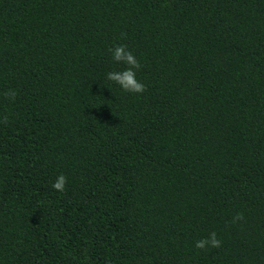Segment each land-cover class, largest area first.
I'll return each instance as SVG.
<instances>
[{"label": "trees", "instance_id": "trees-1", "mask_svg": "<svg viewBox=\"0 0 264 264\" xmlns=\"http://www.w3.org/2000/svg\"><path fill=\"white\" fill-rule=\"evenodd\" d=\"M0 264H264V0H0Z\"/></svg>", "mask_w": 264, "mask_h": 264}, {"label": "clouds", "instance_id": "clouds-1", "mask_svg": "<svg viewBox=\"0 0 264 264\" xmlns=\"http://www.w3.org/2000/svg\"><path fill=\"white\" fill-rule=\"evenodd\" d=\"M108 51L111 53L113 61L124 64L126 67L122 71H112L107 73L106 78L117 84L126 93H143L145 91V85L136 79V70H138L141 65L133 53L128 50L126 45H116L114 48H110ZM9 95L14 97L15 92H11ZM66 183L67 178L63 174H60L52 184V187L56 191L63 192ZM242 219L243 214L237 213L233 217L232 222L235 223ZM220 245L221 241L217 239L215 232L210 233L207 238L200 239L195 243V247L197 249H205L206 247L219 248Z\"/></svg>", "mask_w": 264, "mask_h": 264}]
</instances>
